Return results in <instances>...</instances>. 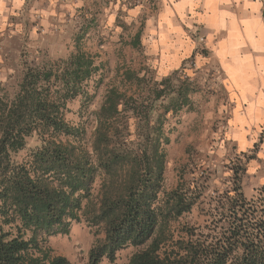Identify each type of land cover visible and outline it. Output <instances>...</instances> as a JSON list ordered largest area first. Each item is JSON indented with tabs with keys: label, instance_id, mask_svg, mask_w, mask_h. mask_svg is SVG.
Wrapping results in <instances>:
<instances>
[{
	"label": "trees",
	"instance_id": "trees-1",
	"mask_svg": "<svg viewBox=\"0 0 264 264\" xmlns=\"http://www.w3.org/2000/svg\"><path fill=\"white\" fill-rule=\"evenodd\" d=\"M100 69L78 49L28 66L13 94L0 82V264H72L47 241L82 219L104 230L90 264L129 246L139 248L129 264H264V184L251 198L243 189L253 156L231 168L219 198L207 199L208 180L193 171L165 187L170 138L152 121L163 90L150 98L111 88L95 114L92 150L84 146L68 104L93 97ZM33 135L40 144L19 161ZM196 208L203 223H181Z\"/></svg>",
	"mask_w": 264,
	"mask_h": 264
},
{
	"label": "rangeland",
	"instance_id": "rangeland-1",
	"mask_svg": "<svg viewBox=\"0 0 264 264\" xmlns=\"http://www.w3.org/2000/svg\"><path fill=\"white\" fill-rule=\"evenodd\" d=\"M142 5L139 0H27L20 12L0 26V82L13 94L28 66L65 59L78 49L93 54L101 66L89 82L93 97L71 101L66 115L81 129V141L91 150L97 127L95 114L111 88L150 98L163 90L164 96L155 100L152 121L162 122L170 138L164 144L168 159L165 187H174L181 175L187 178L193 171L207 178V199L219 198L230 186L231 168L244 165L254 153L250 150L240 154L226 139L227 112L221 105L227 99L221 89L222 73L215 63L207 62L202 67L188 63L170 75V81L163 82L165 77L160 76L144 43L145 36L140 34L143 13L137 21L131 20L128 13L130 8ZM39 144L38 135L30 137L17 159L27 158ZM251 161L243 186L248 198L253 197L254 187L264 184V160L255 170L250 168ZM204 219L196 208L181 223H203ZM103 238L101 226L82 219L73 222L69 233L49 236L47 245L72 264H90L91 248ZM138 249L126 247L114 260L104 257L99 264H129Z\"/></svg>",
	"mask_w": 264,
	"mask_h": 264
},
{
	"label": "crops",
	"instance_id": "crops-1",
	"mask_svg": "<svg viewBox=\"0 0 264 264\" xmlns=\"http://www.w3.org/2000/svg\"><path fill=\"white\" fill-rule=\"evenodd\" d=\"M26 1L0 0V26ZM139 2L144 5L128 13L135 21L143 13L140 34L160 76L184 69L190 60L219 67L227 99L221 105L227 112L226 139L238 153H254L250 168L255 170L264 160V0Z\"/></svg>",
	"mask_w": 264,
	"mask_h": 264
},
{
	"label": "built area",
	"instance_id": "built-area-1",
	"mask_svg": "<svg viewBox=\"0 0 264 264\" xmlns=\"http://www.w3.org/2000/svg\"><path fill=\"white\" fill-rule=\"evenodd\" d=\"M189 63H190L192 66H195V67H196L197 64H198L195 60H190Z\"/></svg>",
	"mask_w": 264,
	"mask_h": 264
}]
</instances>
